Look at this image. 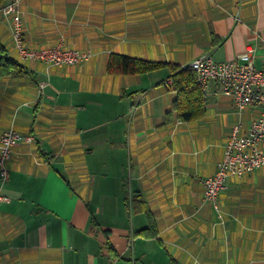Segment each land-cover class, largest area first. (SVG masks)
Here are the masks:
<instances>
[{
    "label": "crops",
    "instance_id": "crops-1",
    "mask_svg": "<svg viewBox=\"0 0 264 264\" xmlns=\"http://www.w3.org/2000/svg\"><path fill=\"white\" fill-rule=\"evenodd\" d=\"M18 1L26 49L91 56L21 61L0 11V43L21 69L0 78V133L33 137L0 179V264H264V167L228 178L217 209L201 183L232 125L245 133L259 109L209 83L203 116L181 122L167 66L106 71L111 54L184 67L248 48L264 70V0Z\"/></svg>",
    "mask_w": 264,
    "mask_h": 264
},
{
    "label": "built area",
    "instance_id": "built-area-1",
    "mask_svg": "<svg viewBox=\"0 0 264 264\" xmlns=\"http://www.w3.org/2000/svg\"><path fill=\"white\" fill-rule=\"evenodd\" d=\"M2 15L11 21V36L21 61H38L47 67L78 65L89 60L90 54L76 49L60 48L29 50L22 41V25L18 0H7L0 8ZM185 68L196 74L202 92L209 83L217 86L218 92L232 97L235 107H257L259 117L252 121L245 133H241L239 123L232 125L229 138L224 145L222 157L216 163L215 173L201 181L203 202L217 209V196L230 177H242L264 167V70L253 65V49L248 48L237 58L222 62L215 61L209 54H203L190 61ZM171 84V78L166 85ZM43 86V84L41 85ZM136 107L132 108L134 111ZM32 142V136L21 137L14 129L0 133V179L5 181L6 161L18 141ZM4 200L0 197V201Z\"/></svg>",
    "mask_w": 264,
    "mask_h": 264
},
{
    "label": "trees",
    "instance_id": "trees-1",
    "mask_svg": "<svg viewBox=\"0 0 264 264\" xmlns=\"http://www.w3.org/2000/svg\"><path fill=\"white\" fill-rule=\"evenodd\" d=\"M0 0V8L4 5ZM167 66L170 71L171 87L176 92L173 109L181 122L199 119L204 114L202 91L196 80V74L185 67L177 65L136 59L124 55L111 54L106 71L109 74L139 75ZM21 72L20 63L9 57L0 43V78Z\"/></svg>",
    "mask_w": 264,
    "mask_h": 264
}]
</instances>
